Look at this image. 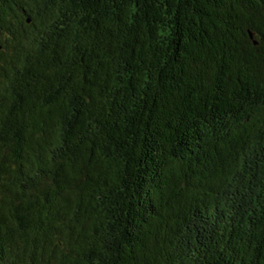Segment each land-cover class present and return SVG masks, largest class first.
<instances>
[{"label":"trees","instance_id":"1","mask_svg":"<svg viewBox=\"0 0 264 264\" xmlns=\"http://www.w3.org/2000/svg\"><path fill=\"white\" fill-rule=\"evenodd\" d=\"M0 264H264V0H0Z\"/></svg>","mask_w":264,"mask_h":264},{"label":"water","instance_id":"2","mask_svg":"<svg viewBox=\"0 0 264 264\" xmlns=\"http://www.w3.org/2000/svg\"><path fill=\"white\" fill-rule=\"evenodd\" d=\"M253 36H254V35H253V34H251V37H252V38H253ZM257 44H258V43H257V42H255V45H257Z\"/></svg>","mask_w":264,"mask_h":264}]
</instances>
